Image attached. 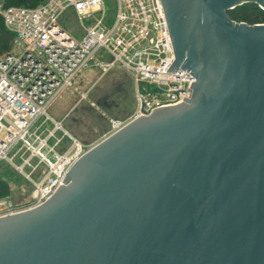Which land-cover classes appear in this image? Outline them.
I'll return each mask as SVG.
<instances>
[{"label":"water","instance_id":"95a60500","mask_svg":"<svg viewBox=\"0 0 264 264\" xmlns=\"http://www.w3.org/2000/svg\"><path fill=\"white\" fill-rule=\"evenodd\" d=\"M190 99L119 127L43 203L0 217V264H264V0H161Z\"/></svg>","mask_w":264,"mask_h":264},{"label":"built area","instance_id":"2783aa9c","mask_svg":"<svg viewBox=\"0 0 264 264\" xmlns=\"http://www.w3.org/2000/svg\"><path fill=\"white\" fill-rule=\"evenodd\" d=\"M108 2L114 12L108 13L106 0H48L33 8L0 0L4 25L14 34L11 49L0 52V163L13 165L35 187V205L0 200V217L43 203L91 149L72 138L74 144L60 150L63 140L52 141L62 123L48 113L85 72L121 68L130 73L137 102L131 120L191 98L192 74L181 67L168 71L176 56L162 1ZM70 16L83 28L81 40L61 23ZM48 121L53 129L46 127Z\"/></svg>","mask_w":264,"mask_h":264},{"label":"rangeland","instance_id":"374dc122","mask_svg":"<svg viewBox=\"0 0 264 264\" xmlns=\"http://www.w3.org/2000/svg\"><path fill=\"white\" fill-rule=\"evenodd\" d=\"M106 2L108 13L114 12L112 4ZM61 23L77 40L85 35L73 17L62 18ZM136 110L135 83L128 71L115 68L102 74L99 70H90L79 78L75 88L61 95L48 109V113L62 123L52 142L63 140L59 145L63 150L73 145L75 139L88 150L129 122ZM46 127L53 129L54 123L48 121ZM35 165L37 162H33ZM31 171V166L25 169L26 173ZM35 175L38 176V172ZM0 181L7 187V191H3L6 195L0 196V200L8 199L17 207L35 205L32 197L35 187L13 165L0 163Z\"/></svg>","mask_w":264,"mask_h":264},{"label":"trees","instance_id":"16d2710c","mask_svg":"<svg viewBox=\"0 0 264 264\" xmlns=\"http://www.w3.org/2000/svg\"><path fill=\"white\" fill-rule=\"evenodd\" d=\"M6 6L19 7H37L40 3H45L48 0H2ZM230 18L235 22H244L249 25L264 24V9L258 4L246 3L237 6L235 9L228 12ZM14 39V34L10 32L4 25L3 17L0 15V52H5L11 49V44ZM0 196H4L3 191H7L6 184L0 181Z\"/></svg>","mask_w":264,"mask_h":264},{"label":"crops","instance_id":"0c3cea01","mask_svg":"<svg viewBox=\"0 0 264 264\" xmlns=\"http://www.w3.org/2000/svg\"><path fill=\"white\" fill-rule=\"evenodd\" d=\"M51 116V115H50ZM52 117V116H51ZM54 118V117H53ZM56 120V118H54Z\"/></svg>","mask_w":264,"mask_h":264}]
</instances>
